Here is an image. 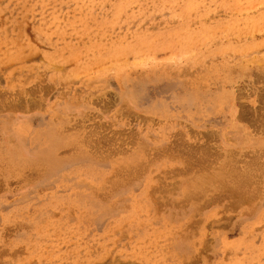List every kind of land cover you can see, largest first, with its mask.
Wrapping results in <instances>:
<instances>
[{"label": "rangeland", "instance_id": "obj_1", "mask_svg": "<svg viewBox=\"0 0 264 264\" xmlns=\"http://www.w3.org/2000/svg\"><path fill=\"white\" fill-rule=\"evenodd\" d=\"M0 264H264V0H0Z\"/></svg>", "mask_w": 264, "mask_h": 264}, {"label": "bare ground", "instance_id": "obj_2", "mask_svg": "<svg viewBox=\"0 0 264 264\" xmlns=\"http://www.w3.org/2000/svg\"><path fill=\"white\" fill-rule=\"evenodd\" d=\"M247 22V21H246ZM247 24V23H246ZM113 59V58H112Z\"/></svg>", "mask_w": 264, "mask_h": 264}]
</instances>
